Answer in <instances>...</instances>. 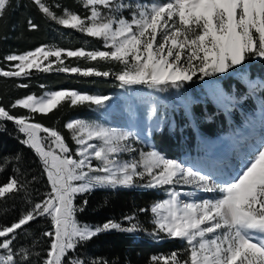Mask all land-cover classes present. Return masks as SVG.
<instances>
[{
	"label": "snow or ice",
	"instance_id": "snow-or-ice-1",
	"mask_svg": "<svg viewBox=\"0 0 264 264\" xmlns=\"http://www.w3.org/2000/svg\"><path fill=\"white\" fill-rule=\"evenodd\" d=\"M32 2L58 24L102 39L108 50L41 46L23 54L7 55L6 61L16 63L10 70L0 68V76H30L33 69L48 72L53 63L64 65L62 55H66L123 65L114 73L122 88L133 85L180 88L197 73L203 78L227 72L251 55L264 58V0H155L134 6L116 0H85L84 7L90 9V15L84 17L67 9L57 16L42 0ZM12 4L13 0H0V19ZM101 9H106L107 13H102ZM122 9L131 10V17L119 15ZM27 25L30 30L38 27L32 20H28ZM50 57H55V61L49 60ZM44 61L49 62L45 65ZM56 70L85 77L112 74L94 67L58 66ZM109 100L108 96L59 90L46 92L41 97L28 95L17 99L11 107L48 114L63 101H70L72 106L88 103L103 107ZM0 120L13 122L18 133L23 134L21 143L35 151L50 186L43 198L32 203L16 221L0 226V264H31L33 255L39 258L38 264H89L69 253L99 233L133 232L137 226L123 228L111 220L95 228L81 225L77 213L85 210L88 201L85 199L77 205L74 200L98 187H133L137 178L146 177L143 186L148 188L192 183L197 188L217 190L221 194L215 200L189 203L182 202L181 193L173 190L169 192V199L152 205L153 235L164 233L189 245L187 259L182 260L178 252H172L167 257H153L155 264L160 261L163 264H264V143L249 154L250 158L235 176L215 184L210 183V176L154 150L141 152L138 160L120 161L121 153L136 151L127 144L133 135L130 132L83 120L70 121L65 127L73 133L72 139L78 146L74 153L78 158H73L72 150L59 131L31 122L30 117L14 116L3 106H0ZM13 159L19 161L20 157ZM93 159L99 166H93ZM9 163L8 160L0 163V172ZM26 188L27 184L17 175L10 176L7 182L0 184V198L26 191ZM38 218L49 221L48 230L41 234L47 238L43 256L24 247H14L19 231ZM131 219L125 217V220ZM90 264H107V261L96 259Z\"/></svg>",
	"mask_w": 264,
	"mask_h": 264
},
{
	"label": "trees",
	"instance_id": "trees-1",
	"mask_svg": "<svg viewBox=\"0 0 264 264\" xmlns=\"http://www.w3.org/2000/svg\"><path fill=\"white\" fill-rule=\"evenodd\" d=\"M42 2L50 6L57 16L63 15L65 9L81 17L90 15V9L84 7L85 0H42ZM135 4L136 2H133L131 5ZM122 11H127L128 14ZM119 14L130 18L131 10L122 9ZM28 20L37 24V29L30 30L27 25ZM40 46L66 50H108L102 39L87 36L51 20L39 11L32 0H13L12 6L0 19V68L10 70L11 65L16 63L6 61L4 58L7 55L25 53ZM50 59L55 61L56 58L50 57ZM62 59L64 65L53 63L52 70L48 72L33 69L30 76H0V106L5 107L14 116L30 117L31 122L59 131L72 152H75L78 146L72 139L73 133L65 125L76 119L93 118L96 114L90 109V104L72 106L70 101H63L48 114L30 113L27 109L19 106L12 108L11 105L17 99L28 95H41L49 90L69 89L90 95L111 97L124 95L125 89L129 87H120L119 81L115 79L114 73L124 67L121 64L66 55H62ZM58 66L81 69L94 67L96 70L110 71L112 74L108 77H85L57 71ZM201 76V73H197L192 80L184 82L180 88L168 86L160 88L159 92L149 90L139 98L136 114L141 106L143 110L140 112L143 114L137 116L151 115L155 126L148 135L137 132L139 144L145 142V145L172 158H178L186 152L192 154L203 151L202 139L231 131L241 122L240 118L244 117L245 109L257 111L264 108V58L251 55L241 65L230 68L225 75L215 73L203 78H200ZM217 80L228 93L229 100L231 98L243 100L244 109L230 104L228 107H231L233 112L230 115L225 111L222 103L212 101L204 87V82ZM21 84L27 87H20ZM124 99L129 110L130 103L127 98ZM176 105H182L180 111L176 110ZM185 105L189 106L190 112L184 108ZM129 117L131 119V116ZM158 123H161L159 128L156 127ZM22 139H24L23 134L18 133L13 122L0 120V163L4 160L10 161L4 171L0 172V184L7 182V179L13 175H17L27 184L26 191L0 198V226L16 221L31 208L32 203L39 202L50 190L39 157L28 145L21 143ZM15 156L20 157L19 161L13 159ZM16 169H19V172ZM33 177L36 179L33 180ZM144 184L145 182L136 180L133 187H98L89 193L78 195L74 204L79 205L85 199L88 201L85 210L77 213L76 218L80 224L95 227L111 220L121 224L123 228L134 224L137 230L133 232L109 230L99 233L88 242L79 245L75 252L69 253V256H79L89 261V264L96 259L107 261V264H155L153 257H167L172 252H178L182 260L187 259L189 245L186 241L167 237L164 233H160L159 236L153 235L155 225L152 221L151 207L153 203L163 199L169 185L148 188L143 186ZM125 217L132 219L125 220ZM48 228L49 221L46 218H38L30 222L19 231L14 247L16 249L24 247L33 254L39 252L43 256L47 248V238L42 237L41 234ZM38 262L39 258L33 255L31 264ZM160 264H163V261H160Z\"/></svg>",
	"mask_w": 264,
	"mask_h": 264
},
{
	"label": "rangeland",
	"instance_id": "rangeland-1",
	"mask_svg": "<svg viewBox=\"0 0 264 264\" xmlns=\"http://www.w3.org/2000/svg\"><path fill=\"white\" fill-rule=\"evenodd\" d=\"M117 3H127L133 4V2L140 4H147L151 2H155V0H116ZM102 13H107L106 9H101ZM124 14H128L127 11H122ZM124 14L122 15L124 18ZM131 17V15H130ZM41 47V46H40ZM46 47V46H44ZM38 48V47H37ZM51 49L50 47H46ZM36 49V48H35ZM23 54V53H21ZM49 60H51L49 58ZM49 61H44V64H48ZM225 75L226 72L220 73ZM204 87L207 90V93L211 96L212 101L217 103H222L225 107V111L232 115V108H227L230 104H235L240 109H244L243 100H237L235 98H231L229 100L227 98L228 93L225 92L222 88L221 82L217 81H205ZM60 90H69V89H60ZM149 90L154 92H159V89L149 88L147 85H136L135 87H129L125 89L124 95L122 96H111L110 100L105 103L103 107H98L96 105L90 104V109L96 115L93 118L88 119H76L83 120L89 123H96L100 125H104L109 128L116 129L118 131L130 132L133 135L129 137L127 144H129L132 148L136 149L135 152H126L121 153L118 156L120 161H127L133 159H139L141 152H150L159 151L151 148V146L143 144H139L137 141L139 138L137 137V132L144 133L146 135L150 134L152 129L155 128L153 117L150 115H142L140 111L143 110V106L139 109V112L136 114V109L138 107V100L141 96L146 94ZM59 91V90H49L45 91L41 95H34L36 97L43 96L46 92ZM80 93V92H79ZM87 94V93H82ZM90 95V94H88ZM180 97L179 95H177ZM27 97V96H25ZM23 97V98H25ZM127 98L130 103V109L128 110V106L125 103V99ZM22 99V98H21ZM202 100V98H200ZM180 101V98H178ZM182 103V101H180ZM154 106L156 107V102H154ZM182 105H176V110L180 111ZM227 106V107H226ZM233 106V105H231ZM154 107V108H155ZM184 108L189 110V106L185 105ZM170 110V107H168ZM264 111V110H263ZM131 112V113H130ZM190 112V110H189ZM261 112V111H260ZM260 112H255L252 110L245 109V115L243 118H240V123L234 126L231 131L223 132L221 135L211 137L209 139H202L201 148L203 151H196L190 154L189 152L184 153L182 156L178 158L168 157L167 155H163L167 159H172L180 162L185 167H191L194 171H199L201 174L208 175L211 177L210 183L220 184L223 180L231 179L233 176L237 174V172L243 167L244 162H246L250 158V153L256 151V149L264 143V116L261 115ZM131 114V115H130ZM131 116V119L130 117ZM161 123L156 124V127H160ZM256 132V133H255ZM142 140V139H140ZM143 141V140H142ZM93 143H99L98 141H93ZM238 143V146H237ZM73 158H78L74 155ZM206 154H213L216 157H209ZM231 154V159L228 161H220L217 156L224 158L225 155ZM93 166H99V162L94 160L92 161ZM87 170V169H85ZM147 177L144 180L136 179L137 181L147 182ZM79 183V182H76ZM178 191L181 193L179 199L182 202H196L199 203L202 200L209 199L215 200L220 198V193L217 190L213 191H205L203 189L197 188L194 184H174L170 185L166 191L163 199L158 200L155 203L160 201L169 199L170 191ZM153 203V204H155ZM152 204V205H153ZM155 216L153 215L152 221H154ZM84 225V224H81ZM89 227L95 228L92 225H87ZM211 234H209V238Z\"/></svg>",
	"mask_w": 264,
	"mask_h": 264
},
{
	"label": "bare ground",
	"instance_id": "bare-ground-1",
	"mask_svg": "<svg viewBox=\"0 0 264 264\" xmlns=\"http://www.w3.org/2000/svg\"><path fill=\"white\" fill-rule=\"evenodd\" d=\"M255 133H256V132H255ZM230 157H231V154H227V155H225L224 158H221L220 156H217V159L220 160V161L225 162V161L230 160V159H231ZM228 162H229V161H228Z\"/></svg>",
	"mask_w": 264,
	"mask_h": 264
}]
</instances>
